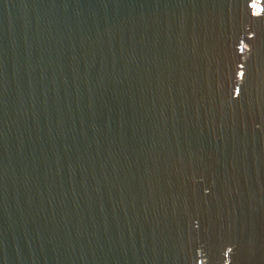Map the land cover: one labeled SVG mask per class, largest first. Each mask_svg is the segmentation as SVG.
<instances>
[{
  "label": "water",
  "instance_id": "95a60500",
  "mask_svg": "<svg viewBox=\"0 0 264 264\" xmlns=\"http://www.w3.org/2000/svg\"><path fill=\"white\" fill-rule=\"evenodd\" d=\"M0 264H264V0H0Z\"/></svg>",
  "mask_w": 264,
  "mask_h": 264
}]
</instances>
